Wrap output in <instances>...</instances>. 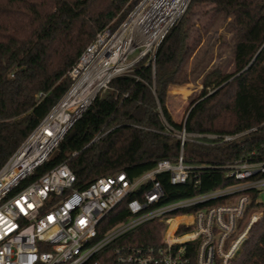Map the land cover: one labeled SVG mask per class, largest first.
Returning <instances> with one entry per match:
<instances>
[{
  "label": "trees",
  "instance_id": "obj_1",
  "mask_svg": "<svg viewBox=\"0 0 264 264\" xmlns=\"http://www.w3.org/2000/svg\"><path fill=\"white\" fill-rule=\"evenodd\" d=\"M139 1L0 0V167L71 86L69 72L86 47L103 31L114 32ZM211 30L218 35L206 36ZM229 42V68L213 57L196 77L201 90L188 98L185 119L175 121L169 86L190 83L196 56L203 49L224 52ZM165 121L191 133L257 129L232 143L186 140L183 159L195 171L178 185L168 172L158 174L164 202L229 185L226 166L253 150L264 160V0H191L154 58L145 56L129 74L113 78L38 173L66 163L83 188L103 175L124 171L134 178L161 159L177 161L181 142ZM249 194L246 215L264 212L258 192ZM128 214L121 204L108 225ZM162 228L151 220L128 235L135 243L157 244ZM234 264H264V214Z\"/></svg>",
  "mask_w": 264,
  "mask_h": 264
},
{
  "label": "built area",
  "instance_id": "obj_2",
  "mask_svg": "<svg viewBox=\"0 0 264 264\" xmlns=\"http://www.w3.org/2000/svg\"><path fill=\"white\" fill-rule=\"evenodd\" d=\"M190 2L140 0L114 32L98 34L79 56L69 72L71 86L0 167V264H234L239 258L251 227L264 214L253 209L246 215L251 191L263 202L264 160L258 152L226 166L229 185L189 197L164 202L166 191L157 176L168 172L173 185L189 180L195 167L184 162L186 140L232 143L257 128L191 133L165 121L166 131L181 142L177 161L161 159L134 178L124 171L103 175L83 188L66 163L38 173L113 78L129 74L145 56L154 58ZM130 21L151 25L146 35L140 33L142 42L131 44V29L116 52L104 57L106 46ZM123 47V56L110 58ZM194 177L199 181L197 173ZM121 204L127 218L108 225ZM151 220L163 225L159 243L133 242L128 234Z\"/></svg>",
  "mask_w": 264,
  "mask_h": 264
},
{
  "label": "rangeland",
  "instance_id": "obj_3",
  "mask_svg": "<svg viewBox=\"0 0 264 264\" xmlns=\"http://www.w3.org/2000/svg\"><path fill=\"white\" fill-rule=\"evenodd\" d=\"M218 21H215L214 24H216ZM222 34L224 36H228V33L223 30ZM217 33H214L213 30H211L206 36H217ZM225 51L222 52H213V50H207L203 49L195 58L193 67H192V73L191 78L192 81L190 83L185 84L183 88L187 89V92L182 96L180 94H177L175 92L170 93L169 97V109L170 113L174 120L177 122H181L185 119V116L187 114V110L189 108V101L188 98L190 96L195 95L197 92L201 90V85L199 83V79L196 77L198 74L205 68L207 63L214 57L216 59V62L221 61V63L228 67L230 66L232 60H233V45L232 42L226 43L223 48ZM104 93V91H103ZM260 199L264 202V193L261 195Z\"/></svg>",
  "mask_w": 264,
  "mask_h": 264
},
{
  "label": "bare ground",
  "instance_id": "obj_4",
  "mask_svg": "<svg viewBox=\"0 0 264 264\" xmlns=\"http://www.w3.org/2000/svg\"><path fill=\"white\" fill-rule=\"evenodd\" d=\"M150 27L151 25H147V24H143V23H137L135 21H130L128 22L115 36L114 38L109 42V44L106 46V51L104 53V57L108 56V54H112L114 52H116V50L119 48V46L121 45V43H123V39L125 38V35H126V32H130L131 29H133L132 33L133 35L131 36L129 40L132 44L133 40L135 39L137 42H142V39H144L143 35H146V30H147V33L149 32L150 30ZM145 29V30H144ZM140 33H142L143 35H141ZM147 37V36H146ZM129 41H126L127 44H129L128 42ZM147 41V40H146ZM144 42V40H143ZM128 46V45H127ZM131 47V45H130ZM129 47V48H130ZM126 50V47H123L122 51H120L119 53H115L113 55V57L111 56L110 58L111 59H115L117 58L119 55L123 56L124 52ZM95 65H98V62L95 64Z\"/></svg>",
  "mask_w": 264,
  "mask_h": 264
},
{
  "label": "crops",
  "instance_id": "obj_5",
  "mask_svg": "<svg viewBox=\"0 0 264 264\" xmlns=\"http://www.w3.org/2000/svg\"><path fill=\"white\" fill-rule=\"evenodd\" d=\"M184 86H185V84H184V85H171V86H169V90H168V91H169L170 93L175 92V93L180 94V95L183 96L184 93H182V92H177L176 89L179 88V87H180V88H181V87L183 88ZM186 90H187V89H186ZM173 119H175V118H173Z\"/></svg>",
  "mask_w": 264,
  "mask_h": 264
}]
</instances>
